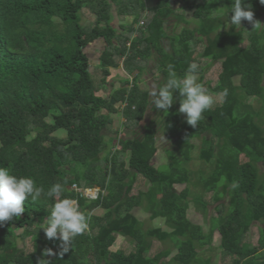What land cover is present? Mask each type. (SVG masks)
Segmentation results:
<instances>
[{"label":"trees","instance_id":"16d2710c","mask_svg":"<svg viewBox=\"0 0 264 264\" xmlns=\"http://www.w3.org/2000/svg\"><path fill=\"white\" fill-rule=\"evenodd\" d=\"M154 1L0 0V167L30 176L44 189L37 201L24 202L23 214L0 223V264H214L215 256L207 252L215 249L216 231L218 256L230 258L224 264H264V227L256 244L247 240L255 222L264 224V30L253 29L247 20L240 27L225 25L233 0ZM174 1L181 6H173ZM248 5L263 23L264 4L244 0ZM85 13L94 21L83 23ZM115 17L122 20L119 28ZM174 17L187 26L177 31L176 24L170 32ZM100 41L105 45L98 63L86 48ZM199 45L203 48L196 54ZM121 59L124 69L137 70V76L122 79L110 96L98 94L107 84L109 63ZM193 62L199 65V82L214 99L196 127L178 112V92L164 112L138 84L149 69L161 75L160 87L169 63L183 76ZM215 62L216 77L207 78ZM119 102L123 125L133 137L118 138L112 128ZM150 104L156 116L138 133ZM159 122L168 138H176L165 149L169 162L162 169L151 162ZM115 140L120 150L112 148ZM195 155L209 171L190 169ZM138 177L151 185L132 193ZM191 177L201 190L195 197L189 186L176 188ZM56 183L63 190L49 198L46 192ZM74 184L97 185L101 191L90 199ZM205 192H214L219 210L206 229L188 216L191 203L207 213ZM63 198L77 200L88 224L66 243L49 239L42 228L52 205ZM99 207L104 214L93 213ZM136 207L148 211L150 219L164 218L165 229L145 228ZM121 231L133 247L112 250ZM153 238H170L176 253L168 247L149 255ZM20 241V255L12 257ZM30 243L33 250H27ZM49 249L48 261L43 256Z\"/></svg>","mask_w":264,"mask_h":264},{"label":"clouds","instance_id":"9594fccd","mask_svg":"<svg viewBox=\"0 0 264 264\" xmlns=\"http://www.w3.org/2000/svg\"><path fill=\"white\" fill-rule=\"evenodd\" d=\"M264 4V0H259ZM244 0H233L230 20L226 21L228 27H240L242 20H247L253 25V29L264 30V23L254 20V13L251 6H243ZM145 21L141 20V24ZM167 80L158 89L151 91L152 104L157 109L167 112L174 103L179 93L180 105L178 112L185 115L186 122L196 127L203 118V113L212 107L214 99L210 96L204 86L199 82V65L190 63L183 76L177 74L175 66L169 63L166 67ZM77 186L76 184H74ZM74 185L72 188H74ZM78 187V186H77ZM235 187V185H234ZM85 197L90 199L98 198L101 188L97 185L78 187ZM96 189L98 195L94 198L86 194L87 190ZM60 183L49 187L46 195L55 198L62 192ZM44 193L42 186H37L35 180L30 176H17L11 173L6 167H0V223L19 217L24 213V202L31 198L37 201ZM88 227L87 217L79 210L77 200L63 198L56 201L45 219V226L42 227L49 239L60 238L65 243L72 238L82 234ZM51 254V250H48ZM63 254V253H61Z\"/></svg>","mask_w":264,"mask_h":264},{"label":"rangeland","instance_id":"374dc122","mask_svg":"<svg viewBox=\"0 0 264 264\" xmlns=\"http://www.w3.org/2000/svg\"><path fill=\"white\" fill-rule=\"evenodd\" d=\"M150 3L153 5L155 3V1L150 0ZM174 5L175 6H181L179 3H176L175 1L173 2V6ZM181 9L182 8H179L177 11H180ZM112 11H114V15H116L117 11H116L115 6L112 8ZM146 15H148V14H146ZM262 18L264 19V15L262 16ZM254 20H256V18H254ZM93 21H94V16L92 14L84 15L83 23H87V22L91 23ZM121 22H122V20L118 19L117 17L114 18L113 23L118 28H119V24ZM170 23H171L170 24V32L172 31L173 27L176 24H177V31H180L184 26H187V24L184 21H181L178 24V21L175 19V17L173 19H171ZM263 23H264V21H263ZM104 45L105 44L101 41L100 42H93L86 48L87 52L89 53L91 58L95 60V62L100 63V59H99L100 50L104 47ZM202 48H203L202 45L196 46L195 53L199 54V52L202 50ZM213 64L214 65L212 67V72L208 73L207 78H213V77L215 78L216 77L215 75H216V72L218 71L219 68H218V65L216 62ZM109 69H110V75L107 78L106 86H104V87L102 86L100 88V90L97 92L98 94H101L104 96H110V92L112 89L119 88L121 86L122 79H130L131 80L135 76H137V74H138L137 70L133 71V73H128L123 67V59H121L118 62L111 61L109 63ZM139 80H141L138 83L139 86L142 89L149 90V92H151V91H154V90L159 88L158 84H159V82H161V75H158L157 72L155 74H153L152 71L148 69L147 71H144L141 74V77ZM215 81L216 80H213V82H215ZM5 84L10 86L9 82H5ZM129 85H131V84H129ZM151 98L153 101L152 96H151ZM152 101H151V104H152ZM151 104L148 107V110L146 112L144 120L136 128L138 133H141L143 131V126L145 124L149 123V121L154 119L156 116V110H155V108L150 107ZM117 107L119 108V111L112 113V117H113L112 128L117 130L118 138L133 137L134 133L130 129L125 128V126L123 125V123L125 122V117L122 114V108L124 107V105L121 102H119V103H117ZM239 110H240V107H239ZM66 111L73 113V112H75V109L68 108V109H66ZM46 119L51 121L52 118L47 115ZM114 135L115 134H112L110 136H114ZM175 139H176L175 137L168 138L163 132V128L161 127V123L159 122L157 124L158 150H157V153L154 155V157L151 161L153 165H155L159 168L161 167V169L164 168V167H162L163 165L162 166H160V165L161 164H167L169 162L167 159V153L165 152V149L171 148L174 144ZM115 142H116V144L112 148L114 150H120L121 145L118 144V140L117 141L115 140ZM193 142H195L197 145L201 144L200 139H194ZM195 151H196L195 153L197 154L199 152V147L196 148ZM103 155H105V154H103ZM128 156H129V154H128ZM195 156L196 157L195 158L193 157V160L190 164V169L192 171L193 170L195 171L199 168H202L205 171H209V169H210L209 164L207 162H205L204 160L199 159L197 157V155H195ZM127 159H128V157L126 158V160ZM240 160H242V157H240ZM235 164L237 165L236 162H235ZM261 164H263V165H260V167H261L260 170L262 171V173H264V163H261ZM140 177H138L137 182L135 183L134 189L132 190V193H137L141 189L145 190L147 187H149L151 185L147 180L140 178ZM195 180H196L195 177H191L190 183H183V184L179 183L176 185V188H177V190L182 191L184 188L189 186L193 191L192 195L195 197L198 195L197 194L198 192H201L200 188L193 184V182ZM213 193L214 192H205L204 193V199L208 204L207 213H204L201 209L196 207L194 205V203H191L190 208L188 210V216L190 217V219L195 223L204 225L205 229L208 228V226H209L210 215H216V214H218V211H219L217 209L218 203H216L213 199V196H214ZM192 195L190 196V198L193 197ZM104 212H105V210L103 208H100V207L93 211V213H95L97 215L104 214ZM134 214H136L139 217V219H141L145 222L144 223L145 228L152 229L154 227H162V228L165 227V219L164 218L157 217L154 219H150V213L148 211H146L143 207H136L134 209ZM259 227H264V224H262L260 222H255L251 227L250 233L248 234L247 240L249 242H251L252 244L257 243V239H258L259 234H260ZM220 240H221L220 233L218 231H216L214 234V240H213V245H214L215 249L212 252H207V254H212L213 256H215L214 264L228 263L229 259H230L228 257L224 258L222 256H218V254L220 252L219 251ZM21 247H23L22 241L19 242V245L11 253V256L13 257L16 254L20 255L19 249ZM128 247L132 248L133 246L131 245L129 238H127V234H125L123 231L119 232L117 234L116 241H115L114 245L111 247V249L112 250H116V249H122L123 250V249H126ZM168 247H171L172 254L176 253L177 248L173 245L170 238L165 239V240L153 238V245L150 249L149 255H154L155 253H158V252H160V251H162ZM28 249L33 250V243L29 244V247L27 248V250ZM52 256H53V253H51V254L46 253L43 256V259L45 258V259H48V261H49L50 258H52Z\"/></svg>","mask_w":264,"mask_h":264},{"label":"built area","instance_id":"2783aa9c","mask_svg":"<svg viewBox=\"0 0 264 264\" xmlns=\"http://www.w3.org/2000/svg\"><path fill=\"white\" fill-rule=\"evenodd\" d=\"M74 188L80 190L77 186L74 185ZM86 193L90 194L91 197H96L98 195V190H94V189H90V190H87Z\"/></svg>","mask_w":264,"mask_h":264}]
</instances>
